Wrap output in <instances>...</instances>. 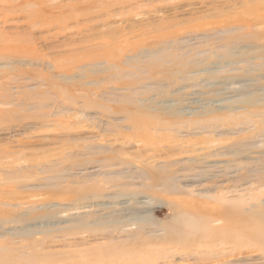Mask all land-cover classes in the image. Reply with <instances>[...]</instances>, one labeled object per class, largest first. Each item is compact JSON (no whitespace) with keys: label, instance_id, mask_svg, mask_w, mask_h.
<instances>
[{"label":"rangeland","instance_id":"rangeland-1","mask_svg":"<svg viewBox=\"0 0 264 264\" xmlns=\"http://www.w3.org/2000/svg\"><path fill=\"white\" fill-rule=\"evenodd\" d=\"M13 2L0 264H264V0Z\"/></svg>","mask_w":264,"mask_h":264},{"label":"bare ground","instance_id":"bare-ground-1","mask_svg":"<svg viewBox=\"0 0 264 264\" xmlns=\"http://www.w3.org/2000/svg\"><path fill=\"white\" fill-rule=\"evenodd\" d=\"M28 1H30V0H28ZM15 2H16V0H15ZM15 2H13V3H15ZM17 2H19V1H17ZM7 3H8V2H7ZM9 3H10V2H9ZM23 3H24V2H23ZM40 3H41V2H40ZM5 4H6V3H5ZM20 4H22V1H21ZM31 4H32V3H31ZM34 4H35V3H34ZM36 4H37V3H36ZM16 5H17V4H16ZM18 5H19V4H18ZM18 5H17V6H18ZM32 5H33V4H32ZM35 6H36V5H35ZM7 7H8V6H7ZM9 7H10V6H9ZM13 7H14V6H13ZM10 8H12V7H10ZM16 10H17V9H16ZM10 11H11V9H10ZM14 11H15V10H14ZM16 12H18V11H16ZM5 16H8V15L6 14ZM5 18H6V17H5ZM5 18H4V19H5ZM3 37H4V36H3ZM147 137H148V136H147ZM148 139H149V138H148ZM150 140H153L152 137H151ZM211 156H212V155H211ZM219 156H220V155H216V156L213 155L212 157H219ZM150 158H151V157H150ZM205 163H206V162H205ZM166 164H167V163H166ZM171 165H172V164H171ZM168 166H169V163H168ZM146 167H147V166H146ZM148 168L152 170V168H150L149 166H148ZM148 168H147V169H148ZM168 168H169V167H168ZM145 169H146V168H145ZM145 169H144V170H145ZM154 170H155V169H154ZM163 170H164V169H162V171H163ZM162 171H161V172H162ZM145 172H147V171H145ZM151 172H152V171H151ZM147 173H148V172H147ZM168 173H169V172H168ZM170 173H171V172H170ZM148 174H149V173H148ZM150 174H151V173H150ZM152 175L154 176V174H152ZM168 178H170V177H168ZM166 179H167V178H166ZM170 179H171V178H170ZM151 180H152V178H151ZM168 180H169V179H168ZM161 181H162V179H161ZM164 185H165V183H164ZM168 185H169V184H168ZM221 198H222V197H221ZM216 200H217V199H216ZM219 200H220V199H219ZM218 202H219V201H218ZM226 215H228V214H226ZM226 215H225V216H226ZM217 216H218V215H217ZM229 216H230V215H229ZM217 223H218V222H217ZM219 223H220V222H219ZM230 226H231V225H230ZM174 232H175V231H174Z\"/></svg>","mask_w":264,"mask_h":264}]
</instances>
